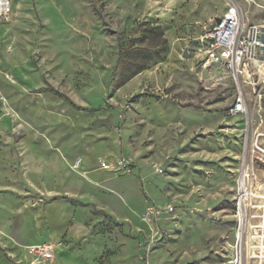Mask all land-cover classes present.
Here are the masks:
<instances>
[{"label": "rangeland", "instance_id": "1", "mask_svg": "<svg viewBox=\"0 0 264 264\" xmlns=\"http://www.w3.org/2000/svg\"><path fill=\"white\" fill-rule=\"evenodd\" d=\"M231 2L264 19V0H11L0 264H232L239 157L264 133V82L262 108L232 115L236 84L193 53ZM44 243L52 258L31 250Z\"/></svg>", "mask_w": 264, "mask_h": 264}, {"label": "built area", "instance_id": "2", "mask_svg": "<svg viewBox=\"0 0 264 264\" xmlns=\"http://www.w3.org/2000/svg\"><path fill=\"white\" fill-rule=\"evenodd\" d=\"M264 8V7H263ZM12 12L11 0H0V18ZM218 23L216 17L201 28L194 53V67L216 76L231 78L238 88L237 97L229 107L232 115L245 114L250 107L262 108L264 82V19L246 22L237 2H231ZM216 71H221L218 75ZM245 86L251 87L257 98L250 100ZM250 102V103H249ZM239 157L236 181L235 217L237 221L235 255L232 264H264V133L256 131L246 141ZM120 164L127 165L121 160ZM102 165L107 167L106 162ZM42 257H53L51 244L31 248Z\"/></svg>", "mask_w": 264, "mask_h": 264}, {"label": "water", "instance_id": "3", "mask_svg": "<svg viewBox=\"0 0 264 264\" xmlns=\"http://www.w3.org/2000/svg\"><path fill=\"white\" fill-rule=\"evenodd\" d=\"M216 20H217V22L219 23V22L221 21V17H220V16H217V17H216ZM261 51H262V52L264 51V48H263V47L261 48ZM183 55H184L185 57H188V55H189V51H188L187 48L184 50Z\"/></svg>", "mask_w": 264, "mask_h": 264}]
</instances>
